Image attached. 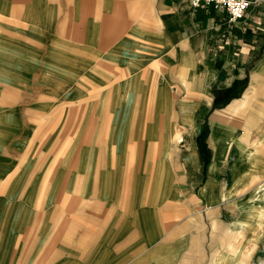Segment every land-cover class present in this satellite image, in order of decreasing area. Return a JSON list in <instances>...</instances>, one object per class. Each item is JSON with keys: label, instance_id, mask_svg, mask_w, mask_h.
I'll use <instances>...</instances> for the list:
<instances>
[{"label": "crops", "instance_id": "1", "mask_svg": "<svg viewBox=\"0 0 264 264\" xmlns=\"http://www.w3.org/2000/svg\"><path fill=\"white\" fill-rule=\"evenodd\" d=\"M251 1L0 0V264H264Z\"/></svg>", "mask_w": 264, "mask_h": 264}, {"label": "built area", "instance_id": "2", "mask_svg": "<svg viewBox=\"0 0 264 264\" xmlns=\"http://www.w3.org/2000/svg\"><path fill=\"white\" fill-rule=\"evenodd\" d=\"M251 3V0H192L193 7L214 4L218 8L226 9L229 12L231 22H236L242 18L247 13Z\"/></svg>", "mask_w": 264, "mask_h": 264}, {"label": "rangeland", "instance_id": "3", "mask_svg": "<svg viewBox=\"0 0 264 264\" xmlns=\"http://www.w3.org/2000/svg\"><path fill=\"white\" fill-rule=\"evenodd\" d=\"M58 115V114H57ZM56 115V117L51 116V122L48 124H51L50 127L45 126V127H41L39 128V130H46L45 136L49 137L51 136V142L45 145V151L43 153H40V160L41 162L49 157H53L56 153H57V148H58V143L57 140H53V138H57L58 135H60V133L58 132V126L55 122H58V116ZM41 119H44V117H41ZM85 130V129H84ZM89 130V129H88ZM135 129H132V131ZM66 134L67 135H71L74 136L75 135V129L74 128H70L68 127L66 129ZM84 134H87V131H84ZM178 139V138H176ZM57 155V154H56Z\"/></svg>", "mask_w": 264, "mask_h": 264}]
</instances>
